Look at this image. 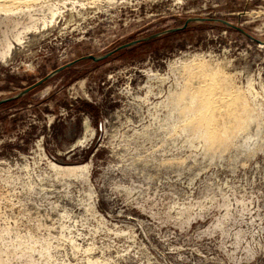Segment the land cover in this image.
<instances>
[{"label": "rangeland", "instance_id": "374dc122", "mask_svg": "<svg viewBox=\"0 0 264 264\" xmlns=\"http://www.w3.org/2000/svg\"><path fill=\"white\" fill-rule=\"evenodd\" d=\"M193 16L264 41V0H0V99ZM0 264H264V45L192 22L0 105Z\"/></svg>", "mask_w": 264, "mask_h": 264}, {"label": "water", "instance_id": "95a60500", "mask_svg": "<svg viewBox=\"0 0 264 264\" xmlns=\"http://www.w3.org/2000/svg\"><path fill=\"white\" fill-rule=\"evenodd\" d=\"M192 22H216V23H221V24H223V25H225L227 27H230L232 29H235L236 31L241 32L242 34L246 35L250 39L255 40L256 42L264 45V41L253 37L250 33L245 31L242 27L237 26V25L233 24L231 21H228L226 19H223V18H220V17H205V16L188 17L181 26L163 29V30L158 31L156 33H152L150 35H147L145 37H141V38H137V39L131 40V41L127 42V43H123V44L119 45L115 49H113L111 51H108V52H106V53H104L102 55H98V56L91 55V54L84 55V56L80 57L79 59L70 61L68 63H65V64L59 66V67H56L55 69L50 71L48 74L44 75L43 77H41L40 79H38L34 83H32L29 86H27V87L23 88L22 90L18 91L17 93H15V94H13L11 96H8V97L1 98L0 99V105H2L4 103H7L9 101L16 100V99L26 95L27 93H29L33 89L37 88L38 86H40L41 84H43L44 82L49 80L54 75H56L59 72L69 68L71 65H73L78 60L91 59L93 61H100V60H103V59L109 57L110 55H112L113 53H115V52H117V51H119L121 49H124V48L130 47V46L142 43V42H146V41L155 39L157 37H160V36L168 34V33H172V32L183 30L184 28H186L188 26L189 23H192Z\"/></svg>", "mask_w": 264, "mask_h": 264}, {"label": "bare ground", "instance_id": "6f19581e", "mask_svg": "<svg viewBox=\"0 0 264 264\" xmlns=\"http://www.w3.org/2000/svg\"><path fill=\"white\" fill-rule=\"evenodd\" d=\"M260 46H263V44H260ZM16 50H17V48H16V49H11V53L14 54ZM0 57H1V58H0V62L5 63V62H4V61H5V58L3 57V55L0 54ZM86 126H87V125H84V128H86Z\"/></svg>", "mask_w": 264, "mask_h": 264}, {"label": "trees", "instance_id": "16d2710c", "mask_svg": "<svg viewBox=\"0 0 264 264\" xmlns=\"http://www.w3.org/2000/svg\"><path fill=\"white\" fill-rule=\"evenodd\" d=\"M177 32V31H176ZM153 40V39H152ZM150 41V40H149ZM147 42V41H146ZM143 43V42H142ZM114 54V53H113ZM106 59V58H105ZM104 60V59H103ZM101 61V60H100ZM10 102V101H9ZM86 111L91 112L93 110V107L91 105H86L84 108Z\"/></svg>", "mask_w": 264, "mask_h": 264}]
</instances>
